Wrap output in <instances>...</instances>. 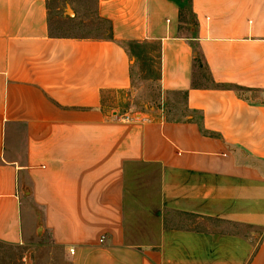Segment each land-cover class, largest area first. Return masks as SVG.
Instances as JSON below:
<instances>
[{"label": "crops", "instance_id": "obj_1", "mask_svg": "<svg viewBox=\"0 0 264 264\" xmlns=\"http://www.w3.org/2000/svg\"><path fill=\"white\" fill-rule=\"evenodd\" d=\"M97 11L110 36L55 35L47 0H0V243L43 240L55 264H264V0ZM150 42L161 106L131 112L129 48Z\"/></svg>", "mask_w": 264, "mask_h": 264}, {"label": "rangeland", "instance_id": "obj_2", "mask_svg": "<svg viewBox=\"0 0 264 264\" xmlns=\"http://www.w3.org/2000/svg\"><path fill=\"white\" fill-rule=\"evenodd\" d=\"M47 7L50 29L55 35L106 37L109 34V23L98 15L97 0H47ZM129 51L136 62L132 68V87L125 101L120 104L131 112L161 106L157 87V43L132 46ZM175 102L174 107L181 112V94ZM55 253L57 250L43 240L20 245L0 243V264H55L57 260L47 256L53 257Z\"/></svg>", "mask_w": 264, "mask_h": 264}, {"label": "built area", "instance_id": "obj_3", "mask_svg": "<svg viewBox=\"0 0 264 264\" xmlns=\"http://www.w3.org/2000/svg\"><path fill=\"white\" fill-rule=\"evenodd\" d=\"M115 117L117 119H120L121 118L123 120H130V119H132V117L130 115H124V114L123 115H116ZM70 252H73V250L71 249Z\"/></svg>", "mask_w": 264, "mask_h": 264}, {"label": "trees", "instance_id": "obj_4", "mask_svg": "<svg viewBox=\"0 0 264 264\" xmlns=\"http://www.w3.org/2000/svg\"><path fill=\"white\" fill-rule=\"evenodd\" d=\"M108 36H110V26H109V34H108ZM135 47V46H139V45H131L130 47Z\"/></svg>", "mask_w": 264, "mask_h": 264}]
</instances>
